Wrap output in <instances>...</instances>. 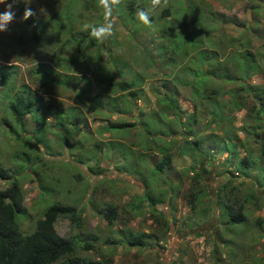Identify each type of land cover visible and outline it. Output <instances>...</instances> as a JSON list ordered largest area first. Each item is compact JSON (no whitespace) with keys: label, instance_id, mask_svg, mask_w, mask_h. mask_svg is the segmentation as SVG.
Returning a JSON list of instances; mask_svg holds the SVG:
<instances>
[{"label":"rangeland","instance_id":"obj_1","mask_svg":"<svg viewBox=\"0 0 264 264\" xmlns=\"http://www.w3.org/2000/svg\"><path fill=\"white\" fill-rule=\"evenodd\" d=\"M192 1L194 5L169 0L150 14L152 30L136 19V12L131 18L121 0L111 17L114 34L100 42L81 30L85 22L105 23L98 0H17L15 20L0 32V74L15 65L16 89L25 85L39 111L35 117L26 116L23 125H13L11 132L1 122L4 105L0 106V168L11 176L0 178V190L14 180L20 185L23 212L15 218L22 234H31L44 210L60 203L75 206L79 221L60 217L54 230L76 242L75 256L80 258L111 259L113 264H264V233L255 227L256 219L264 217V190H257L250 180L236 179L242 198L249 196L248 187L258 191L244 209L247 225L236 226L221 217L217 192L230 177L225 171L235 169L225 161L228 154L212 147L224 148L223 139L232 136L238 159L249 156L244 143L252 152L257 148L258 143L241 130L245 115L253 128L258 125L257 110L248 112L256 106L241 87L264 86V0ZM11 2L0 4V12ZM26 7L35 13L28 20L71 16L69 31L59 35L55 45L34 46L31 29L22 19ZM166 10L170 14L162 18ZM189 14L198 16L196 27ZM80 32L89 35L83 54L75 49ZM244 52L255 56L254 73ZM54 55L70 62V68L64 71L57 59L50 61ZM210 56L214 59L207 62ZM238 59L242 66L235 62ZM49 63L55 66L56 80L35 81L36 67ZM122 80H135L136 97L113 94L108 86ZM205 83L217 88L218 106L202 100L209 96L198 92ZM6 92L8 86H0V101ZM108 97L115 98L122 113L108 105ZM237 98L245 112L228 106ZM172 99L177 104L167 108ZM35 120L43 124L44 135L36 132ZM119 122L136 126L107 130ZM146 129L153 136L161 130L163 136L150 137ZM257 133L264 136L263 124ZM166 158L170 165L156 172V165ZM96 163L103 170L100 176L89 170ZM149 189L159 201L156 212L146 200ZM192 190L203 197L194 209L188 198ZM109 206L117 209L112 224L104 218ZM142 234L148 237L141 246L128 244Z\"/></svg>","mask_w":264,"mask_h":264},{"label":"trees","instance_id":"obj_2","mask_svg":"<svg viewBox=\"0 0 264 264\" xmlns=\"http://www.w3.org/2000/svg\"><path fill=\"white\" fill-rule=\"evenodd\" d=\"M126 8L130 9V17H133V14L137 12L138 8H144V4L148 2L147 0H123ZM188 3L194 5L192 0H186ZM191 12L197 13L195 8H190ZM65 11V10H64ZM66 12V11H65ZM67 13V12H66ZM169 11H164L162 18L166 15H169ZM192 15V25L197 26L198 16ZM199 14V13H198ZM71 20V16L63 13L58 17H53L51 20H24L25 24L30 27L31 34L30 39L34 46L43 47L47 43H52L53 45L57 44L59 41V35H61L64 31H69V24ZM152 20V19H151ZM51 29V30H50ZM46 34H49L47 36ZM78 37L75 43V49L78 54H83V44L89 38L87 33H77ZM45 36L47 41L45 40ZM76 37V36H75ZM70 42V40H68ZM247 52V51H246ZM249 57L248 59V68L250 73L253 72V58L255 56L252 53L244 52L243 56ZM54 55L50 61L54 60V63L57 59ZM55 57V58H54ZM63 59L58 58L59 66L65 71L70 68V62L62 61ZM242 62L240 63V66ZM17 67L15 65L7 66L4 68L3 72L0 74V86H8V93L6 92L3 95L2 100L0 101V106L4 105V115L1 119V122L5 126H9L12 130L13 125L21 126L23 125V120L26 116L31 115L35 117L38 115L39 108L34 107L33 104L37 102V99L33 100L31 96V92L25 85H21L16 89L14 84V75H16ZM248 74L251 76L252 74ZM254 73V72H253ZM55 66L49 63L40 64L36 67L33 72V76H35V81H41V83L47 82L48 84L53 83L55 81ZM43 81V82H42ZM136 82L135 80L131 81H116L111 83L108 87L113 94L116 93H125L127 92V96L136 97L137 91L135 90ZM215 88V87H214ZM203 89V91H202ZM201 89L198 87L199 93H206L209 96L202 97V100L208 101L211 103L213 107L218 106L219 103H216V98L219 97L218 91L216 89H212L209 84ZM207 89V90H206ZM241 90L244 92H248L251 101L253 102V106L256 108L250 109L248 112H254L255 110L257 115L255 121L258 122L257 127L253 128L248 122L251 120L246 116L245 122L246 124L241 128L244 132L248 133V137L250 141L258 143L257 148L252 152L253 148L250 147V144H243V148L246 150L249 156H244L241 159H238V149L236 146L235 138L231 136V138H224L223 141L227 144L224 148H219L217 146L212 145L213 149H219L221 152L228 154L229 157L226 158V163L230 162V164L234 167L235 172L227 169L225 173H227L230 177L224 182L219 191L217 192V207L221 211V217L225 218L229 221V223L233 225H243L248 222V214L244 213V209L246 205L252 203V198L255 196L258 191L264 190V136H259L258 130L260 129V125H264V86H249L241 87ZM235 98V97H234ZM8 100V102H7ZM201 100V99H200ZM114 101V102H112ZM167 108L170 106L171 108L174 106L175 100L172 99L168 101ZM94 103L97 104V100L94 99ZM109 106L118 107V112L122 113L123 111L120 109V106L117 105L118 102L115 103V98L108 97L107 101ZM42 104V103H39ZM229 104V103H227ZM231 109H244V105L241 103L240 99L233 100L232 103L228 105ZM196 107H194L193 114L190 116V122L195 124V112ZM223 116V112L219 113L218 118ZM38 118V116L36 117ZM224 118V117H223ZM160 122L162 119L158 116ZM254 120V119H253ZM35 125L39 126L36 129L38 135H44L45 129L43 124L39 122V120H35ZM81 121V120H80ZM254 122V121H253ZM146 123V122H145ZM147 128H149V124L146 123ZM41 126H43L41 128ZM136 124L134 123H113L110 127L107 128L108 131H120L125 128H134ZM191 126V125H190ZM253 128V131H252ZM130 131V130H129ZM146 132L150 137L153 135L150 131L146 129ZM163 131L160 130L158 134L154 135L155 137L163 136ZM250 134V135H249ZM37 136V135H36ZM153 136V137H154ZM213 144H216V141L219 137H213ZM205 139V138H204ZM237 140V139H236ZM112 145V144H109ZM196 151H198L201 155V150L198 142H194ZM258 150V152H256ZM210 151V150H207ZM256 152V153H255ZM217 153H220L217 151ZM206 157V156H205ZM207 158V157H206ZM209 160V159H208ZM80 163H84V160L80 158ZM170 165V159H163L162 162L156 165V172H162L166 167ZM193 169V168H192ZM90 172L93 175H102L103 170L99 167L98 163H96L93 167L89 168ZM0 178L3 180H10L11 176L8 171L3 168H0ZM236 179H242V182L245 180H250L256 185V189L252 187H248L247 190L250 191L249 196L246 195L242 198L238 193V186L234 185ZM237 186V187H236ZM259 190V191H260ZM149 194L146 196V200L149 202V205L152 206L153 211H157L155 208L156 204L159 201L153 197L150 193V189L148 190ZM225 192L222 194V192ZM207 197V195H205ZM189 202L191 208L194 209L196 203L201 202L203 197L201 196V192L197 190H192L189 192ZM249 198V199H248ZM23 201L24 196L22 193V189L17 181H13L7 186L5 189L0 190V264H113L111 259L104 260H93V259H84L78 256H75L76 253V242L73 239H66L59 236L54 230L55 221L62 217L70 219L71 221L77 223L79 218L77 217L78 211L75 206H70L66 204L54 203L49 205L43 213V217L40 218L36 222L35 230L29 234H22L17 225H16V214L23 212ZM117 217V209L116 207L109 206L105 211L104 218L109 224H112ZM256 230H260V233H264V217H258L256 219ZM148 235L142 234L134 236L132 240L128 241V244L132 246H141L142 241L147 238Z\"/></svg>","mask_w":264,"mask_h":264},{"label":"clouds","instance_id":"obj_3","mask_svg":"<svg viewBox=\"0 0 264 264\" xmlns=\"http://www.w3.org/2000/svg\"><path fill=\"white\" fill-rule=\"evenodd\" d=\"M169 0H150L149 7L147 9L138 8L136 12V19L147 26L148 28L155 30V26L152 24L150 14L155 13L157 9L166 7ZM6 0H0V4H5ZM17 0H12L11 3H7L5 10L0 12V32H5L8 26L15 20L16 13L13 10ZM121 0H98L97 6L103 9L105 23L102 25H95L85 22L81 26V30L87 32L92 38L103 42L104 39L114 34V25L111 21L113 15V9L118 7ZM44 11V10H41ZM35 15L30 7H26L23 13V20H28ZM51 119V118H49Z\"/></svg>","mask_w":264,"mask_h":264},{"label":"crops","instance_id":"obj_4","mask_svg":"<svg viewBox=\"0 0 264 264\" xmlns=\"http://www.w3.org/2000/svg\"><path fill=\"white\" fill-rule=\"evenodd\" d=\"M213 59H214V58L210 56L209 58H207L206 61L209 62L210 60H213ZM235 62H240V63H241L240 59L236 60ZM214 69H218V68H217V67H214ZM229 72H230V71H229ZM214 73H215V72H214ZM214 73H213V74H214ZM213 76H214V75H213ZM223 76H224V75H223ZM214 77L216 78V80H221V79H222V78L220 79V78L218 77V75H215ZM224 77H225V76H224ZM253 77H255V76H253ZM250 78H251V77H249V79H250ZM228 79H229V78H228ZM216 80H215V81H216ZM240 80H242V81L245 80V77H240ZM215 81H213V83H217V82H215ZM210 84H212V83H209V85H210ZM249 84H250V83H249ZM259 85H260V84H259ZM249 86H251V87L255 86V87H256V86H258V85H249ZM225 104H227V103H225ZM237 111L245 112V110H244L243 108H240V109H238ZM245 119H246V115H245V117H244V120H245ZM242 120H243V119H242Z\"/></svg>","mask_w":264,"mask_h":264}]
</instances>
